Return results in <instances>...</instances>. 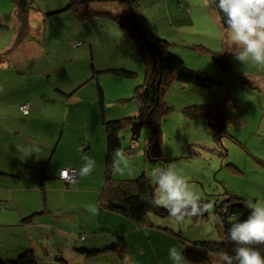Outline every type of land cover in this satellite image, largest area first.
I'll return each instance as SVG.
<instances>
[{
  "label": "rangeland",
  "instance_id": "374dc122",
  "mask_svg": "<svg viewBox=\"0 0 264 264\" xmlns=\"http://www.w3.org/2000/svg\"><path fill=\"white\" fill-rule=\"evenodd\" d=\"M71 1L65 0L67 5ZM31 2L38 16L62 8L61 0ZM142 4L143 2L140 5ZM90 8L113 15L121 13L116 3L92 2ZM11 12L14 13L13 0H0V13L9 15ZM6 19L12 30L13 19L9 16ZM40 22V17L37 22L34 20L33 27L39 30L40 36V31L46 36L43 44L49 52L56 53L49 59V64L60 68L66 74L80 76L85 70L90 74L91 67L97 69L96 71L120 68L135 73L132 79L115 76L110 72H103L98 77L105 95V119L115 121L128 117L123 109L136 104L131 98L135 88L143 82L145 67L136 45L127 40L120 27L107 18H91L78 22L71 11L56 13L46 27ZM75 41L81 45L74 47L72 42ZM167 42L172 44L171 41ZM178 47L177 51L182 54V61L187 68L196 71L207 70V75L216 79L220 86L205 89L172 83L162 97L169 113L161 121L160 127L162 149L167 162L153 165L147 163L143 153L148 136L145 127H142L135 142L131 140L129 130L123 131L121 144L123 148L131 150L128 154L131 167L122 173L115 170V177L135 179L146 172L154 184L149 173L156 167L174 164L181 170L180 174L194 186L203 202H222L225 192L247 201L264 202V92L259 95L257 89L244 84L236 73L223 74L212 57L198 51L199 49H188V44H179ZM235 66L236 72L254 70L264 77V68L254 66L251 62ZM44 78L54 81L58 76ZM41 80L39 84L42 88L45 80ZM232 94L236 109L229 114L228 132L246 150L227 137L222 138L219 145L212 139L206 121L188 119L183 114L186 107L212 106ZM119 98L127 101L120 103ZM27 194L33 198L42 196L37 191H28ZM54 206L55 209L60 207L63 212L66 211V205L58 199ZM71 211L76 215V219L71 221L64 215L54 221L55 212L48 215V219L55 224L45 229L44 236L34 245V257L38 264H119V251L113 252L108 248L115 245L113 240L115 243L119 242L117 237L120 234L124 236L120 243H125L124 250L131 257V264H157L158 261L174 264L169 259V249L175 247L181 252L179 238L188 241H220L216 221L213 219V207L207 214H203L204 220V216L200 215L196 219L186 218L179 224L172 218L164 219L152 213L148 214L149 221L172 234L148 227L138 230L133 221L109 212L99 211L94 216L87 209L79 211L74 208ZM2 230L4 229L0 228V232L4 233ZM13 232L15 239L9 233V241H6V235L0 237L1 241L7 244L21 242L23 229L15 228ZM27 249L30 248L22 251ZM96 249L101 252L94 254ZM105 249L107 250L102 251Z\"/></svg>",
  "mask_w": 264,
  "mask_h": 264
},
{
  "label": "crops",
  "instance_id": "0c3cea01",
  "mask_svg": "<svg viewBox=\"0 0 264 264\" xmlns=\"http://www.w3.org/2000/svg\"><path fill=\"white\" fill-rule=\"evenodd\" d=\"M142 2L140 14L145 25L158 37L171 41L170 49L174 54L183 58L177 51L179 44H188V49L197 47L210 57L217 53L218 46L222 47L225 52L219 54L228 56L236 75L255 82L260 87L257 90L259 95L264 92V77L258 72L235 71V65L241 62L230 53L234 50L233 45L210 4L204 7L203 0ZM4 15L0 13V54L13 46L15 38L20 36V40L0 61V172L7 174L0 175V228L4 229L0 237L6 235V241H9L10 233L15 239V228H22L24 235L21 242L14 244H7L0 238L2 258L37 245L45 229L55 224L48 219L52 212L56 213L54 221L63 215L70 221L75 220L76 215L71 210H86L89 204L105 212L97 202L103 179L105 140L96 85L82 83L89 77L86 70L80 76H72L49 64V59L56 53H50L43 44L46 36L41 39L34 36L35 30L31 28L33 21L37 22L40 16L33 12L29 14L28 34L24 37L21 34L23 20L12 12ZM7 16L13 19L12 30ZM40 21L46 23L45 27L50 22L41 17ZM220 33H224L222 39ZM44 76L58 78L51 81ZM41 78L45 80L42 88L39 84ZM121 99L124 98L118 100ZM24 104H30L28 116L21 113L20 106ZM123 110L125 116L136 115L135 105ZM33 144L40 147V152L26 157L22 149ZM84 155L95 159L93 172L89 176H78L76 182L65 185L58 178V169L74 167L78 171L84 163ZM22 164L28 167L22 169ZM36 170H44V199L40 195L33 198L27 194L28 191L40 192ZM57 199L66 205L65 212L60 207L55 209Z\"/></svg>",
  "mask_w": 264,
  "mask_h": 264
},
{
  "label": "trees",
  "instance_id": "16d2710c",
  "mask_svg": "<svg viewBox=\"0 0 264 264\" xmlns=\"http://www.w3.org/2000/svg\"><path fill=\"white\" fill-rule=\"evenodd\" d=\"M142 0H72L67 8L57 11H71L73 17L82 22L91 18H107L115 22L117 26L126 35L127 40L135 44L140 54L142 63L145 67L143 82L135 88L132 100L135 101L136 115L131 117L121 118L115 121H105V95L102 87L96 82L97 89V105L99 117L103 124L105 136V158L103 164V179L102 186L99 190L97 202L101 209L105 212L113 213L133 221L136 228L145 229L151 228L161 232L170 233L162 227H158L148 219V214L152 213L158 218H171L166 209L162 207H154L148 203L154 192L155 184L149 180L146 172H143L135 179L115 177L113 168V153L116 149H123L127 154L131 153L129 148H123L121 144V133L128 131L133 121H141L147 130V140L144 147V157L149 165L159 162L166 163L167 158L164 155L161 142V121L169 113V108L162 101L163 94L172 83H181L192 85L198 88L212 89L220 86V83L212 78L207 70L196 71L187 68L182 59L174 54L170 49V43L158 39L145 25L140 14ZM116 3L120 8L121 13L112 14L106 11H95L90 8L91 3ZM14 14L22 19L29 16L36 9L31 0H13ZM216 10L218 19L224 29H227L225 17L222 12L215 7V4L209 3ZM55 12L43 14L46 20H51ZM27 22V21H26ZM26 28V24H24ZM20 40V36L18 41ZM199 49L197 47H194ZM212 59L217 68L223 73H235L229 58L226 54H211ZM107 72L113 73L115 76L132 79L135 73L125 69H110ZM104 72V71H103ZM97 74L102 73L96 72ZM238 76V75H237ZM95 77V76H94ZM93 77V78H94ZM244 84H247L252 89L259 90L260 87L253 81L244 77L238 76ZM127 99L118 100L122 103ZM236 109L235 98L227 95L223 101L215 105H193L184 108L183 114L188 119H201L208 124L211 137L216 142L221 144L222 138L230 139L241 148L243 145L232 138L228 132V119L230 112ZM245 149V148H244ZM246 150V149H245ZM22 169L28 167L21 165ZM34 169V168H32ZM65 169V168H63ZM35 170V169H34ZM38 172V189L41 192L42 198H45L44 189V170H36ZM0 175H7L0 172ZM222 202H214V216L216 221V229L218 230L220 241H188L179 238L181 243V253L187 258L189 264H217V260L222 253L233 254L235 245L227 239L228 229L232 223L243 221L249 215V209L245 207L246 199H240L233 194L225 192ZM203 214H207L204 212ZM202 220L205 219V215ZM33 216L28 217L31 220ZM198 216L192 217L196 219ZM172 234V233H170ZM118 241L113 240L115 244L108 248L113 252L119 251V264L123 260L126 247L120 241L124 240V236L120 234ZM264 255V245H257ZM102 250V251H106ZM101 251L95 250V253ZM0 264H38L34 257V250L27 249L20 253H11L10 256L0 257ZM157 264H165L158 261Z\"/></svg>",
  "mask_w": 264,
  "mask_h": 264
},
{
  "label": "clouds",
  "instance_id": "9594fccd",
  "mask_svg": "<svg viewBox=\"0 0 264 264\" xmlns=\"http://www.w3.org/2000/svg\"><path fill=\"white\" fill-rule=\"evenodd\" d=\"M209 3L215 4L225 17L226 35L233 45L234 50L230 53L234 59L242 64L251 62L254 66L264 68V0H203L204 7ZM223 35L224 33H220L221 39ZM215 51L218 54L225 52L219 46ZM22 151L29 157L39 153L40 147L33 144ZM82 159L84 163L78 172L70 168L58 169L59 178L66 182H75L76 175H91L96 166L95 159L87 155ZM130 167L128 154L123 149H116L113 153V168L122 173ZM180 172L176 165L169 164L156 167L149 173L156 187L148 198V203L166 209L177 224L184 222L186 218L203 215L212 209L214 203L203 202L194 186ZM245 207L250 210L247 218L232 223L228 229L227 239L235 245L233 254L222 253L217 264H264V255L255 247L264 245V202L248 200ZM87 211L96 215L99 208L89 205ZM169 259L174 264H189L187 258L175 247L169 249ZM120 264H131L129 254H124Z\"/></svg>",
  "mask_w": 264,
  "mask_h": 264
},
{
  "label": "bare ground",
  "instance_id": "6f19581e",
  "mask_svg": "<svg viewBox=\"0 0 264 264\" xmlns=\"http://www.w3.org/2000/svg\"><path fill=\"white\" fill-rule=\"evenodd\" d=\"M65 0H61V6H62V8L61 9H64V8H67V6H69V5H67V2H65ZM67 5V6H65V5ZM65 6V7H64ZM61 9H59V10H61ZM59 10H56V11H53V12H55V13H58L57 11H59ZM33 13H35V12H33ZM48 13H52V12H48ZM36 14V13H35ZM37 16H38V14H36ZM36 15H34V16H36ZM41 16V19L44 17V15L43 14H40ZM21 18V17H20ZM29 18V16H27L26 18H25V20H24V18L22 19L23 20V28L21 29V34H23L24 35V37L28 34V30L24 27V24H26L27 25V19ZM44 24V26L46 25V23L45 22H41V24ZM32 29H34L35 31H33V35L34 36H38L39 38L41 37V36H43L44 34H42V32L40 31V33H41V36H40V34H39V30L38 29H36L35 27H31ZM19 34V33H18ZM152 34H154V36L155 37H157L158 39L160 38V37H158L155 33H153L152 32ZM18 39H19V36H18V38L16 39L15 38V42H14V44H13V46L8 50V51H6V53H2V54H0V61L2 60V58H4L5 57V55L7 56V55H9L10 54V52L14 49V47L18 44ZM41 39V38H40ZM166 41V40H165ZM167 42V41H166ZM41 45H42V41H41ZM72 45L74 46V47H79L80 45H81V43H79V42H77V41H75V42H72ZM97 69H95V68H93V67H91V71H90V74H89V77H88V79L86 80V81H84V82H82V83H85V82H92L93 80V82H94V84L96 85V82L101 86V84L99 83V79H98V77L100 76V74L101 73H99V74H97L96 72H101L102 71V73H103V71L104 72H107L106 70H110L109 68H106V69H100L99 71H96ZM95 76V77H94ZM94 77V78H93ZM47 79V78H46ZM92 80V81H91ZM102 87V86H101ZM103 89V88H102ZM96 92H97V89H96ZM29 109H30V104H24V105H21L20 106V110H21V113L23 114V116H28L29 115ZM27 113V114H26ZM104 119H105V117H104ZM101 120V119H100ZM105 121H107L106 119H105ZM111 120H109V121H107V122H110ZM101 125H102V127H103V124L101 123ZM103 133H104V129H103ZM104 140H105V136H104ZM72 170H74V171H76V172H78L77 171V169L76 168H72ZM58 178H59V176H58ZM45 181H46V179H44ZM78 179H76V181H77ZM44 181V182H45ZM44 189H45V186H44ZM46 191V190H45ZM30 250H34V247H32L31 248V246H30Z\"/></svg>",
  "mask_w": 264,
  "mask_h": 264
},
{
  "label": "water",
  "instance_id": "95a60500",
  "mask_svg": "<svg viewBox=\"0 0 264 264\" xmlns=\"http://www.w3.org/2000/svg\"><path fill=\"white\" fill-rule=\"evenodd\" d=\"M144 126L141 121H133L130 125L129 131L132 141H137L141 132L142 127Z\"/></svg>",
  "mask_w": 264,
  "mask_h": 264
},
{
  "label": "built area",
  "instance_id": "2783aa9c",
  "mask_svg": "<svg viewBox=\"0 0 264 264\" xmlns=\"http://www.w3.org/2000/svg\"><path fill=\"white\" fill-rule=\"evenodd\" d=\"M66 169H69V168H66ZM70 169H72V168H70ZM60 179V178H59ZM76 179H78V175H76L75 177H74V180H75V182H76ZM61 180V179H60ZM65 185H70L71 183H74V182H66V181H64V180H61Z\"/></svg>",
  "mask_w": 264,
  "mask_h": 264
}]
</instances>
